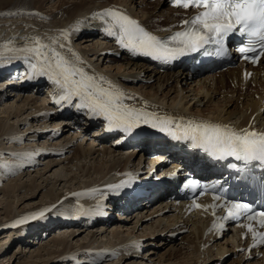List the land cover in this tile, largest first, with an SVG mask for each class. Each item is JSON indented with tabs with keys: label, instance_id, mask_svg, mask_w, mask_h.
Returning <instances> with one entry per match:
<instances>
[{
	"label": "bare ground",
	"instance_id": "1",
	"mask_svg": "<svg viewBox=\"0 0 264 264\" xmlns=\"http://www.w3.org/2000/svg\"><path fill=\"white\" fill-rule=\"evenodd\" d=\"M140 5L139 0H0V13H17L15 16L0 15V45L12 40V44L8 46L19 48L22 46L19 44L30 43V37H39L43 42L50 43L51 37H59L60 30L70 29L71 25L82 21L79 32H70L68 44L86 62V70L103 75L136 98L127 101L129 104L146 106L148 111L174 119L204 120L228 125L236 130L251 126L255 131H264V67L257 68L254 77L248 82L238 71L226 70L199 79L190 87L188 72L175 70L161 73L157 67L144 62L140 57H131L132 54L116 45L114 38L92 32V27L104 26L92 18L93 14L109 7L125 11L141 20L150 31L160 34L180 28L181 20L187 18L189 13L183 9L168 7L165 10L164 2L155 1L145 3L141 7L144 13L139 14L137 7ZM5 7L9 10L1 11ZM104 63L109 65V71L102 70ZM138 82L142 85L135 88ZM44 88L45 83H42L22 88L14 94L0 88V238L3 240L11 235L4 245L5 247L10 242L7 249L3 251L4 247H0L1 258L6 259L8 250L18 246L19 250L12 256L14 261L11 264H90L91 261L102 264L114 259L118 264H135V261L138 263L147 259L141 257L142 252L139 256V250L145 243L146 246L153 245L144 250L150 253V261H146L147 263L171 264L174 261V264H262L261 260L250 262L251 260L244 261L242 257L231 258L234 250L229 244L230 239L220 241L214 251L201 252L199 242L203 219L192 220L190 233L180 237V241L178 238L168 239L166 235L160 237L161 233L168 231L179 220L178 217L166 215L163 207L154 208L153 204L143 205L127 216L114 214L113 218L107 220L105 215H98L101 218L92 220L95 218L93 216L80 221L75 219L76 208L72 206L64 219L61 218L60 210H63V206L57 201L73 189L78 190L77 193L98 189L95 195L90 193L81 197L74 196L73 200L78 205L84 204L80 208L86 205L90 210L91 199L105 213L107 205L103 204L105 192L102 188L111 181L110 172L122 171L126 167L131 172L135 171L139 154L131 146H128L129 149L114 147L106 141L98 144L96 137L92 136L91 145L79 143L77 136L82 133L83 137L86 132L77 123L79 131L75 134H70L64 127L57 137L45 132L48 127L46 122L60 121L55 130L62 122L60 115H57V108L48 112L49 98L45 95ZM169 94L174 95L171 100ZM10 98H15L16 104H6ZM198 105L205 108L197 109ZM26 114L27 119L18 120ZM142 126L145 133H142L143 138L135 140L137 145H144L146 139L150 138L148 133L158 131ZM35 127L38 128L34 130ZM36 142L46 144L48 152L37 158L35 151L27 160L15 155L34 146ZM111 154H122L124 157L119 155L120 158L107 160L106 157ZM58 167L65 169V176L57 175L55 170ZM53 205L56 207L52 208ZM21 206L23 208L20 209ZM45 208H52L45 215L50 213L52 222L57 224L48 233H41L40 228L44 225L41 218L28 219L25 223L11 226L21 218ZM155 213L157 218L151 220ZM149 220L156 221L157 227L154 226L149 233L142 231L137 235ZM88 221H93V226H86ZM71 227L76 229H69ZM91 227V232L82 237L85 230ZM55 229L59 236L52 237ZM20 238L24 240L18 242ZM141 238L146 239L141 241ZM156 240L160 241L159 244L154 243ZM74 241L77 247L72 243ZM80 241L84 242L80 244ZM12 242L14 245L10 248ZM133 243L139 246L132 247ZM160 249L163 252L153 260V256L157 255L155 251L158 250V253ZM224 253L230 254L225 260H220ZM146 262L140 264H147Z\"/></svg>",
	"mask_w": 264,
	"mask_h": 264
},
{
	"label": "snow or ice",
	"instance_id": "2",
	"mask_svg": "<svg viewBox=\"0 0 264 264\" xmlns=\"http://www.w3.org/2000/svg\"><path fill=\"white\" fill-rule=\"evenodd\" d=\"M169 4L185 11L194 9L195 14L182 19L179 25L181 30L167 38L147 31L137 20L115 7L96 12L92 18L103 23L102 33L114 38L119 48L154 61L171 63L200 52L222 57L227 54L226 41L233 35L242 38L235 49L240 59L255 64L264 57V0H169ZM0 15L15 16L17 13ZM81 23L77 21L70 29L60 30L59 37H51L50 43L43 42L39 37H30L28 40L31 42L23 47H9L12 40L0 45V68L23 61L27 65L25 79L46 78L56 90V105L74 107L89 119H102L105 131L130 135L145 125L175 141L188 142L190 148L201 150L213 159L226 160L231 157L245 165L258 162L264 166V131H255L251 126L236 130L228 125L204 120L174 119L148 111L146 106L129 104L127 101L136 98L103 75L86 70V62L68 44L70 32H79ZM209 47L213 52L208 51ZM250 75L246 74V77ZM230 167L237 166L232 164ZM126 175L130 177V174ZM106 187L109 192L119 195L123 189L132 187V179L130 177ZM183 187L193 193L200 189L199 196L211 192L214 203L202 206L196 203V196H193L195 208H211L214 217L217 209H224L226 214L213 220L210 231H221L224 221L247 220L249 223L242 226L252 234L253 243L249 248L264 245V231H256L251 223L255 221L258 227L264 228V210L256 211L247 202L225 200L217 193L215 184L204 187L199 181L190 179ZM96 191L99 190L90 189L72 195L81 197ZM52 208L32 213L11 226L25 223L28 219L44 218ZM77 211L79 215H89L93 211L96 215L104 214L99 206L95 210L79 208ZM138 246L136 243L132 245ZM90 264L96 262L91 261Z\"/></svg>",
	"mask_w": 264,
	"mask_h": 264
},
{
	"label": "rangeland",
	"instance_id": "3",
	"mask_svg": "<svg viewBox=\"0 0 264 264\" xmlns=\"http://www.w3.org/2000/svg\"><path fill=\"white\" fill-rule=\"evenodd\" d=\"M165 7V6H164ZM139 7H137V11H138V13L139 14H143L144 13V11L142 10V8H140V9H138ZM167 8H165V10H166ZM9 9H8V7H5V8H2V10L1 11H8ZM34 12H37V10H33ZM28 25H34V24H30V23H27ZM92 43V42H91ZM94 43V42H93ZM24 46V44H19V46ZM21 46V47H22ZM81 47H83V46H81ZM91 60V59H90ZM106 60H104V62H105ZM101 63V62H100ZM100 66H101V64H100ZM109 67V65H107L106 63H104L103 65H102V70L104 69L105 71L107 70V71H109V69L110 68H108ZM197 83V80H195V81H191V82H189V84H191L190 85V87L191 86H194L195 84ZM141 85H142V83L140 84L139 82H138V84H136L134 87L135 88H139V87H141ZM188 88V87H187ZM169 90V89H168ZM167 90V91H168ZM167 91H165V92H167ZM181 91V90H180ZM22 96H26V95H21V97ZM169 96V99L171 100V98H173L174 97V95H172L171 96V94H169L168 95ZM187 96H188V94H187ZM37 99H39V97H36ZM170 100H169V102H170ZM14 101H16V99L15 98H10L8 101H6L5 103L6 104H16ZM37 101V100H36ZM195 101V100H194ZM222 103H224V101L222 102ZM223 105V104H222ZM1 108V107H0ZM205 108V106H202V105H198L197 106V109H204ZM27 117V115H23V116H21V118L20 119H18V120H24L25 118ZM30 118V117H29ZM28 118V119H29ZM27 119V118H26ZM13 121H16V120H13ZM13 121H11V123L13 122ZM27 121V120H26ZM38 127H35L34 128V130H36ZM113 155V156H112ZM119 155H120V157H122L123 155L122 154H111V155H108V157H106V159L107 160H115V158L117 157V158H120L119 157ZM110 156H112V157H110ZM124 157V156H123ZM116 158V159H117ZM83 162V161H82ZM89 162V160L87 161V163ZM53 171V170H52ZM56 171V173H57V175H59V176H65L66 175V171H65V169L62 167H58V169H56L55 170ZM33 175H34V173H32ZM31 174V175H32ZM0 187H2V186H0ZM62 187V186H61ZM75 189H73V191H74ZM58 191H60V190H58ZM21 208H23V206H21L20 207V209ZM27 209V208H26ZM0 212H1V210H0ZM2 216H0V222H2V218H1ZM155 218H157V217H153L151 220H153V219H155ZM151 220H149L146 224H144L141 228H140V232L138 231V233H137V235H139V234H141V232L142 231H144V233L146 232V233H149L151 230H153V228H154V226H155V228L157 227V224H156V221H153V222H151ZM151 222V223H150ZM154 222H155V224H154ZM3 224V223H2ZM152 226V227H151ZM4 227V226H3ZM2 227H0V229H1ZM74 228V230L76 229V227H71V228H69V229H73ZM93 229V228H89V229H87V230H85L86 232H85V234L83 233L82 234V237H85V235H87V233H89V232H91V230ZM94 229L96 230V227H94ZM11 236V235H10ZM9 235H7V237H6V239L4 238L3 240H1V238H0V240H1V242H0V247H4V245L6 244V242L8 241V239H9V237H10ZM52 237L53 236H59V234H57V232H55V234L54 235H51ZM50 239V238H49ZM47 241V240H46ZM180 241V240H179ZM178 241V243L177 244H179L180 242ZM82 242H84V241H80L79 243L81 244ZM159 240L157 241H154V243H156V244H159ZM10 243V242H9ZM9 243L4 247V249H3V251L4 250H6L7 249V247L9 246ZM72 243H74V244H76L75 243V241L74 242H72ZM3 244V245H2ZM73 244V245H74ZM2 245V246H1ZM78 245L76 244V247H77ZM34 248H38V247H35V246H33ZM159 248H163L162 246L160 247L159 246ZM19 250V247H17V248H14V249H12V250H8V254L5 256V257H7L6 259H4V258H1L2 256H0V264H11V263H13V261H14V254L17 252ZM2 251V252H3ZM158 251V250H157ZM157 251H155V253L157 254V255H155V256H153L152 258H153V260H155L158 256H159V254L160 253H162L163 252V249H160L159 250V252L157 253ZM154 255V254H153ZM13 256V257H12ZM143 257H145V256H143ZM9 258H10V260H9ZM152 260V259H151ZM139 261V260H138ZM149 262L150 261V258H147L146 260H143L142 262H138L137 263V261H135L136 263L135 264H140V263H145V262ZM118 261L116 260V259H114V260H112V261H107V262H105V263H102V264H118L117 263ZM146 262V263H147ZM16 263V262H15ZM14 263V264H15ZM153 263H155L156 264V262H151V263H147V264H153ZM58 264H61V263H58ZM64 264H66V263H64ZM80 264H85V262H80ZM165 264H169V263H165ZM171 264H174V261L173 262H171Z\"/></svg>",
	"mask_w": 264,
	"mask_h": 264
}]
</instances>
